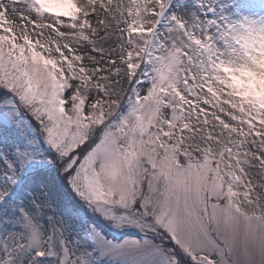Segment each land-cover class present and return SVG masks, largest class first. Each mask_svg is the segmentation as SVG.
<instances>
[{"label": "snow or ice", "instance_id": "obj_1", "mask_svg": "<svg viewBox=\"0 0 264 264\" xmlns=\"http://www.w3.org/2000/svg\"><path fill=\"white\" fill-rule=\"evenodd\" d=\"M0 264H264V0H0Z\"/></svg>", "mask_w": 264, "mask_h": 264}]
</instances>
